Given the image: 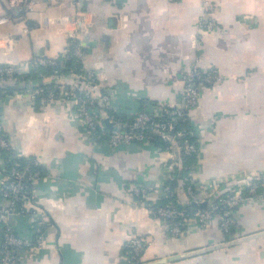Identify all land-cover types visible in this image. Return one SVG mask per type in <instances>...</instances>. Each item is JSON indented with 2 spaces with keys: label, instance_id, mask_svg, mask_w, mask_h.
<instances>
[{
  "label": "crops",
  "instance_id": "obj_1",
  "mask_svg": "<svg viewBox=\"0 0 264 264\" xmlns=\"http://www.w3.org/2000/svg\"><path fill=\"white\" fill-rule=\"evenodd\" d=\"M211 2L215 27L198 31L202 0H35L25 15L0 0V14L12 15L0 25V64L17 65L20 74L37 73L27 82H47L50 74L34 67L33 58H59L75 34L86 53L85 68L110 91L111 112L122 115L180 105L182 73L213 66L221 79L200 87L188 111L198 143L195 179L262 172L264 0ZM72 110L60 98L41 109L21 86L0 98L10 151L37 159L42 170L33 184V206L44 219V238L19 251V264H124L125 244L134 232L145 241L140 263L264 264V201L234 210L236 231L258 233L253 238L222 241L216 218L172 234L131 190L140 184L148 190L147 202L163 200L160 183L169 152L154 142L111 147L105 136L92 141ZM4 166L0 160V178ZM176 190L185 205L184 191ZM6 203L0 197V206ZM9 225L33 240L30 213L11 215ZM213 245L218 247L205 249ZM189 251L195 252L167 261Z\"/></svg>",
  "mask_w": 264,
  "mask_h": 264
},
{
  "label": "built area",
  "instance_id": "obj_2",
  "mask_svg": "<svg viewBox=\"0 0 264 264\" xmlns=\"http://www.w3.org/2000/svg\"><path fill=\"white\" fill-rule=\"evenodd\" d=\"M7 3L25 15L34 9L35 0H7ZM212 9L211 0H202L198 31L215 27L214 19L209 17ZM82 19L84 16L80 18V22ZM11 20L10 13L0 14V25ZM66 52L67 50L56 59L42 55L33 58L36 65L50 68L47 82H51V85L31 81L20 85L30 98L36 101L38 107L43 109L49 102L59 98L71 103L72 111L80 121L83 136L92 141L105 136L111 147L130 142H153L156 136L162 137L167 141L164 149L170 154L164 180L160 183L165 192L163 199L170 193L169 181L176 180L177 187L182 188L187 197L183 206H187L189 212L181 208L178 198L177 202H147V188L135 184L131 190L138 202L146 203L150 214L165 221L172 234H179L190 223L203 227L216 218L222 232V241H239L243 238L245 234H240L235 229L234 210L244 202L264 201V171L243 177L233 174L220 181L200 182L195 179L196 165L183 163L184 159L196 158L198 155V143L193 130L185 124L189 120L188 111L196 104L200 87L221 79L222 75L218 69L213 66H195L182 73L183 86L180 97L183 106H161L155 111L142 107L135 113L122 115L111 112L110 91L97 81L93 69L85 68L83 61L86 53L75 34H72L70 39V55L81 64L79 72L60 74L59 70L66 61ZM16 73H19L17 65L0 64L1 82L16 83ZM2 95L3 91L0 90V98ZM105 117H108L111 128L106 125ZM2 150H7L5 155ZM18 158L19 156L10 151V144L0 123V160H3L5 165L0 178V197L7 201L5 205L0 206V264H19V251L40 244L44 238V219L37 207L33 206V184L41 176L40 164L33 157L24 158L23 161ZM181 169L185 172L181 173ZM210 198H214L211 203L205 207L198 206L199 202ZM192 201L197 203L194 210L188 209ZM27 203H31V207H28ZM15 213L32 215L33 240L24 238L12 230L9 218ZM144 246V238L134 232L125 244L124 264H139Z\"/></svg>",
  "mask_w": 264,
  "mask_h": 264
},
{
  "label": "trees",
  "instance_id": "obj_3",
  "mask_svg": "<svg viewBox=\"0 0 264 264\" xmlns=\"http://www.w3.org/2000/svg\"><path fill=\"white\" fill-rule=\"evenodd\" d=\"M70 44L67 48V52H66V61L63 65V67H61V69L59 70L60 71V74H69V73H75V72H79L80 71V68H81V64L76 62L75 60V57H73L72 55H70ZM60 58V57H59ZM37 66V69H39L40 71H42L44 75L48 76L50 74V68L49 67H46V66H43V65H36L34 67ZM37 72V71H36ZM16 83H13L16 85V87L12 86L11 87V84H5L4 86L3 85H0V90L3 91H9V90H13V89H16V88H20V85H22L23 83L25 84L29 79L30 80H34L35 78H37V73H32V74H20V73H16ZM26 85V84H25ZM24 85V86H25ZM44 85H51V82H44ZM113 113V112H112ZM185 124L190 128V123H189V120L185 122ZM153 142L159 146V147H162L164 148L167 144V141L165 139H163L162 137L160 136H156L155 139L153 140ZM3 152V155L6 154V151L7 150H2ZM24 158H27V157H19L18 160L20 161H23ZM184 165H191L192 163L196 164V158L195 157H192V158H186L184 159ZM40 171L41 170V167H39ZM181 173L185 172L183 169L180 170ZM169 185L171 187V190H170V193L169 195L167 196V198L161 200L160 202H157V203H164L168 200H172L174 202H177V181L176 180H170L169 181ZM182 209H184L185 212H189L187 210V206H181ZM234 228V227H233ZM229 239V238H227Z\"/></svg>",
  "mask_w": 264,
  "mask_h": 264
},
{
  "label": "water",
  "instance_id": "obj_4",
  "mask_svg": "<svg viewBox=\"0 0 264 264\" xmlns=\"http://www.w3.org/2000/svg\"><path fill=\"white\" fill-rule=\"evenodd\" d=\"M180 102H181L180 106H183V101L181 100ZM104 120H105V123H106V125L108 126V128H111V123H110L108 117H105ZM251 173H254V171H252ZM259 179H260V178H259ZM213 199H214V198H210L209 200L201 201V202L198 203V206H199V207H205L206 205H208L209 203H211V202L213 201ZM196 205H197V203H196L195 201H192V202H191V206H190L188 209H190V210H194ZM261 233H264V231L261 232ZM257 234H258V233L245 235L243 238L239 239V241H242V240H245V239H248V238H253V237H255ZM216 247H218V245L209 246V247H207V248H205V249H206V250H209V249H212V248L214 249V248H216ZM203 250H204V249H203ZM194 252H195V251H189V252L181 253V254H173V255H171V256H169V257L167 258V259H168L167 261H175V260H178V259H180V258H182V257H184V256L194 254ZM165 261H166V260H165ZM159 262H164V260H162V261L160 260V261H158L157 263H159ZM139 264H148V263H139Z\"/></svg>",
  "mask_w": 264,
  "mask_h": 264
}]
</instances>
